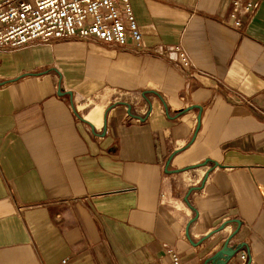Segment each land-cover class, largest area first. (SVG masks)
Instances as JSON below:
<instances>
[{
	"label": "crops",
	"instance_id": "0c3cea01",
	"mask_svg": "<svg viewBox=\"0 0 264 264\" xmlns=\"http://www.w3.org/2000/svg\"><path fill=\"white\" fill-rule=\"evenodd\" d=\"M231 2L132 0L141 52L0 50V264H264V0Z\"/></svg>",
	"mask_w": 264,
	"mask_h": 264
},
{
	"label": "built area",
	"instance_id": "2783aa9c",
	"mask_svg": "<svg viewBox=\"0 0 264 264\" xmlns=\"http://www.w3.org/2000/svg\"><path fill=\"white\" fill-rule=\"evenodd\" d=\"M257 6L258 0H232L229 14L233 24L240 25L251 17ZM68 36L135 52L147 48L132 0H0V50L36 40L50 44ZM171 51L184 73L196 69L181 42ZM241 257L245 259V253ZM148 264H182V260L177 249L169 245L164 258Z\"/></svg>",
	"mask_w": 264,
	"mask_h": 264
},
{
	"label": "rangeland",
	"instance_id": "374dc122",
	"mask_svg": "<svg viewBox=\"0 0 264 264\" xmlns=\"http://www.w3.org/2000/svg\"><path fill=\"white\" fill-rule=\"evenodd\" d=\"M80 40H82V39H80ZM89 103H90V99L89 98H86V97H78L76 99V104L79 105V106H81V105L82 106H86V104H89Z\"/></svg>",
	"mask_w": 264,
	"mask_h": 264
}]
</instances>
